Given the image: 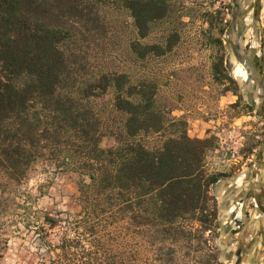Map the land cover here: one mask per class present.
I'll use <instances>...</instances> for the list:
<instances>
[{
	"label": "trees",
	"instance_id": "16d2710c",
	"mask_svg": "<svg viewBox=\"0 0 264 264\" xmlns=\"http://www.w3.org/2000/svg\"><path fill=\"white\" fill-rule=\"evenodd\" d=\"M120 1L140 37L169 12L161 0ZM111 2L0 0V167L21 171L41 143L63 138L64 158L80 179L77 212L42 217L46 234L60 231L58 243L46 247L47 264H124L125 222L145 228L150 237L155 232L189 243V233L178 222L194 218L210 231L217 220L210 188L224 175H206L203 169L212 139L191 138L185 129L171 134L160 149H149L139 139L162 129L153 84L132 85L124 74L104 73L79 87L78 97L69 94L77 69L67 47L76 31L87 28L84 16H95L96 6ZM224 26L214 42L213 76L234 85L224 67ZM148 49L155 53L156 46ZM109 88L125 120L121 132L110 133L115 145L102 148L99 121L85 103ZM210 259L217 261L213 254Z\"/></svg>",
	"mask_w": 264,
	"mask_h": 264
},
{
	"label": "rangeland",
	"instance_id": "374dc122",
	"mask_svg": "<svg viewBox=\"0 0 264 264\" xmlns=\"http://www.w3.org/2000/svg\"><path fill=\"white\" fill-rule=\"evenodd\" d=\"M161 1L169 12L149 25L145 37L139 36L120 0L96 6L95 16H84L89 21L87 28L76 31L67 47L77 69L69 94L78 97L77 89L100 74H124L132 85L145 82L155 87L154 109L163 123L160 132L139 137L147 148L160 149L181 129L191 138L212 139L203 169L206 175H224L214 184V193L210 188L216 202L215 225L207 231L194 218L178 222L189 233V243H185L155 232L150 237L145 228L125 222L123 258L124 264H222L230 260L229 231L235 219L243 216L250 235L261 216L263 203L256 197L254 185L250 187L244 178L248 160L256 159L252 150L260 146L264 130L261 119L249 114L243 81L244 99L236 84L214 78L212 67L218 54L214 42L219 29L225 25L226 30L231 22L236 31L248 23L243 39L250 49L264 39V0ZM253 1L258 2L262 19L247 14ZM220 37L228 47L224 59L229 53V67L235 71L230 77L234 80L242 71L233 54L234 39L228 46L226 31ZM148 46H156L155 53H148ZM114 94L109 88L85 103L99 121L102 148L115 145L110 133L121 132L125 120V115L114 108ZM39 116L43 126L44 115ZM64 142L61 138L47 145L41 143L37 155L21 171L0 167V264H47L50 255L46 247L58 243L60 231L56 228L46 234L42 217L46 213L77 212L80 179L72 161L64 158L68 151ZM257 172H262L261 166ZM262 192L264 187L257 194ZM210 254L217 261L212 262Z\"/></svg>",
	"mask_w": 264,
	"mask_h": 264
},
{
	"label": "flooded vegetation",
	"instance_id": "af4514ba",
	"mask_svg": "<svg viewBox=\"0 0 264 264\" xmlns=\"http://www.w3.org/2000/svg\"><path fill=\"white\" fill-rule=\"evenodd\" d=\"M247 14L252 17L263 18L258 15V2L253 1L252 5L248 6ZM235 18V12L231 14V19ZM248 21V20H246ZM248 24V23H247ZM245 26L240 30L234 29L233 22L227 27L226 38L227 45L229 46L233 42V54L237 64L241 66L242 71L240 74H235L234 81L238 86V92L244 99L246 95L244 93V86L247 88L248 101L247 109L249 114L256 116H263L261 118V124L264 130V39H260L258 43H254L252 48L245 44L243 39V34L245 30L249 29V26ZM264 27V25H262ZM228 50V47H225ZM229 52V51H227ZM229 54V53H228ZM227 54V55H228ZM227 55L224 59V67L228 74L235 73L233 69L229 67V61L227 60ZM240 81L243 83L240 84ZM233 92V91H231ZM264 150V131L260 146L252 151L256 157L263 155ZM264 183L259 190L262 191ZM258 189L254 188L256 192V197L259 202L263 203V192L257 194ZM240 203H243V199H240ZM264 203L262 207L261 216L259 217L257 224L252 228V232L248 235L246 229V221L243 216L239 220L235 219L233 227L230 229V237L232 240L229 242V247L231 254L230 260L222 264H264Z\"/></svg>",
	"mask_w": 264,
	"mask_h": 264
},
{
	"label": "crops",
	"instance_id": "0c3cea01",
	"mask_svg": "<svg viewBox=\"0 0 264 264\" xmlns=\"http://www.w3.org/2000/svg\"><path fill=\"white\" fill-rule=\"evenodd\" d=\"M263 116H259V118L261 119ZM249 162L246 165V171L247 174L244 178L245 182L248 183V185H250V187L252 185H254L253 187L255 189H259V187H261L264 183V157L260 156L259 158L256 157V159L254 161L252 160H248ZM261 166L262 167V172L258 173L257 172V167ZM252 173V174H249ZM254 173V174H253ZM257 173V174H256ZM253 175V177H252ZM212 191L213 193L215 192V189L212 186Z\"/></svg>",
	"mask_w": 264,
	"mask_h": 264
},
{
	"label": "water",
	"instance_id": "95a60500",
	"mask_svg": "<svg viewBox=\"0 0 264 264\" xmlns=\"http://www.w3.org/2000/svg\"><path fill=\"white\" fill-rule=\"evenodd\" d=\"M213 186H214V185H213ZM262 196H263V203H264V192H263ZM263 216H264V211H263Z\"/></svg>",
	"mask_w": 264,
	"mask_h": 264
},
{
	"label": "built area",
	"instance_id": "2783aa9c",
	"mask_svg": "<svg viewBox=\"0 0 264 264\" xmlns=\"http://www.w3.org/2000/svg\"><path fill=\"white\" fill-rule=\"evenodd\" d=\"M235 151V150H234ZM232 153H234V152H232Z\"/></svg>",
	"mask_w": 264,
	"mask_h": 264
}]
</instances>
